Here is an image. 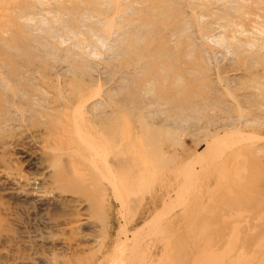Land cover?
I'll list each match as a JSON object with an SVG mask.
<instances>
[{
    "label": "bare ground",
    "instance_id": "1",
    "mask_svg": "<svg viewBox=\"0 0 264 264\" xmlns=\"http://www.w3.org/2000/svg\"><path fill=\"white\" fill-rule=\"evenodd\" d=\"M32 1L34 0H0V36H2V38L4 37L3 41L6 39V36L3 35L4 33L8 32L11 36V32L13 33L12 28L17 29L18 26L19 28L21 27V25L15 27L17 25L15 20L18 21V18L21 20V17H17L18 14L16 15V12H14L15 9L28 8L31 6ZM51 1H53V3L56 2L55 6L62 11L64 10L72 14V17H74L73 20L75 19V24H77L76 17H78L83 10L89 11V9H92L95 11L94 13H97L96 8H99L95 3L97 2L96 0ZM117 1L118 0H115L117 4L114 5V8L116 11L119 10L120 13L123 9H119L120 6L118 7ZM134 1L138 3V0ZM189 1L139 0V4L141 3L142 8L138 9V7L137 9L139 11H147L143 13H147V17L142 19L141 22L139 21L142 23L140 26L147 25V28L150 26L154 29V33H158L159 38L157 37L158 43H156L158 46L155 44V46L151 45V47L160 49V51L155 50V54L150 51L151 49L153 50V48L149 47L150 44L147 43L149 49L142 45L145 48H142V50H145L142 52H145L148 58L150 56L146 51L152 52L150 55L154 54V56H157V61H160V64L162 61V63L165 64L168 57L170 56V58H172L175 54L177 58L178 55L181 54L186 58L187 55H184V50L180 51L184 46H189V38H186L189 32L187 36L185 35L184 37L186 21H188L189 18L193 20H199L200 18L202 20L203 16H207L208 19L219 17L221 21L220 27L223 28L225 34L228 35L226 39L230 41L233 40L235 44L238 43L243 48L245 46H251L248 53V55H250L241 60H244L243 62L245 64L241 63L240 60V62L237 61L238 64L241 63L244 67L240 69L239 67L234 68L232 72L230 71L229 73V75L232 76L231 78L238 77L242 74L249 75V81H246L247 83L242 85L243 87L240 85L242 88L241 92L238 94L236 91H234L236 92L234 94L226 90L223 91L224 94L223 92L221 93L224 96L221 95L219 98L225 102L228 101V103H232L229 105L233 106V110H237V117L241 116V112L243 113L242 109L245 108L242 102L249 104L246 105V110H248L247 106L252 107L249 109L251 111L255 109L254 107H260L259 109L262 110V107H264V50H258L257 47L260 46L264 49V0H225L227 5L228 2L231 3L234 1L236 7L229 8V10L234 9V13L225 9V7H227L226 2L225 5L220 3L222 6H225L223 8L221 5L219 7H217V5H215L216 7H209L208 5L211 6V4L207 3L210 0H193L197 3L193 1H190V3ZM182 3L185 5V8H188L189 12H187V14L189 15L186 14L187 17L189 16V18L186 17L188 20L183 18L184 11H182L181 14L180 9L183 10V8H181L183 7ZM239 3V6L236 5ZM121 4L124 5V3ZM124 11L125 10H123L121 14ZM84 12L83 14L85 15ZM99 15H101V13ZM99 15L97 17H99ZM139 18L140 17L137 16L138 20ZM106 19H104L106 20V24L108 21L110 25L112 17L109 18L110 21L108 18ZM206 19H203V21ZM201 20H199L200 22L198 25L203 22ZM13 22L15 23L14 27ZM139 22L137 21V23ZM18 24H20V21ZM188 25L190 26L189 23ZM109 28L110 27L106 28V31ZM10 29L12 30L11 32H9ZM111 29L108 31H111ZM20 30H18V33L14 31L15 34H13V37H15L16 33L19 37ZM237 30L240 34H243V37L244 35H248L245 37L249 38L245 40L239 39L240 37L238 38L239 40L235 39L236 37L234 34H236ZM201 31L204 33V30H200V32ZM152 33H150L151 37L153 36ZM257 34L260 35L258 36ZM154 36L156 37L155 34ZM208 36L210 37V34L206 35L205 38ZM151 37H149V40H151ZM218 37L220 38V36ZM221 37H224L223 34H221ZM2 38L0 39L2 40ZM154 39L153 42L151 40L153 44L157 42V39ZM17 40L15 39L14 41L21 43V46L17 45V47H14L15 49L22 47V45H27V43L24 42L25 44H22L20 40ZM3 41L1 43H3V45L7 44L8 48L9 45L11 47L13 44H11V42H14L6 39L8 43L11 41L8 44ZM233 41H231V43H233ZM30 44L31 43H29L27 47H29ZM1 47L0 155L6 149L17 147L20 145L19 142H22V147H20L21 149L19 152L20 156L30 165L36 166L39 171L38 181H35L31 189L37 194L41 203H48L54 207L53 211H50L46 217L49 221L48 223L53 224L62 231H71L69 233V238L65 240L66 242L64 243L68 246L76 245L78 248H83L80 244L82 240H97V248L89 250L88 255L81 259L90 261L95 260L94 264H178L182 254L178 261L176 256L178 257L180 255L178 252L182 249L183 245H180L181 243L178 244V238H176L173 233V236H162L156 213L158 205L166 200L165 197L171 198L172 193L168 191L169 193L162 194L159 189L162 177V161L158 138H130V130H128L129 127L126 125L127 119H125L127 114L125 113V109H123L125 106L120 105L121 109H118L119 106L117 110L112 109L113 105L111 106L110 102L111 93L108 88L109 80L104 81L103 84H99V86H95L93 85L94 82H91L92 79H94L92 78V73H88L89 71L87 70V72H84L82 69L79 70L80 67L77 68V66H75L77 64L69 66L73 67V69L68 68V71L59 73L54 70L57 63H53L54 61L52 60V62H50V59L43 57L44 55L42 57L45 58L46 61L45 59L32 60L29 56L25 58L22 56L23 59L20 58L21 54L19 55V53L22 52L17 51L16 53L13 50L14 48L11 47L12 50L9 48V51H12L11 55L15 52L12 57L7 55L8 51L5 52L6 46V48L3 47L5 50ZM29 48H31L30 50H32V48L34 50L35 47H32L31 44ZM29 48L26 49L28 50ZM138 48L139 47L136 49ZM243 48H238V50ZM20 49L21 48L18 50ZM26 49L23 50L26 51ZM245 49L246 51L249 50L248 48ZM140 51L141 50H139V52ZM5 53L7 56L4 55ZM17 54L19 58L14 57ZM29 54L31 55V52ZM154 56L150 57L154 59L153 65H155L156 62V57ZM42 57L39 56V58ZM150 58L148 60H150ZM172 59L175 61L177 60L174 57ZM195 59L197 58H194V60ZM47 60H49V62ZM145 60L147 61L146 58ZM177 62L179 61L177 60ZM180 63L181 61L179 64ZM156 64L158 65V63ZM148 65L151 66L150 64ZM74 66L76 68H74ZM153 67L156 68L157 66L155 65ZM171 68H168L169 72H166V70L162 68V70H160L162 74L159 75V77L157 75L160 74V72L156 75L163 80H161L160 83L169 82L170 84L168 86L170 93L164 94V97L166 96V99H168L167 102L171 100L172 103H176V105L178 103V105H184L185 107V105L191 106L192 104V106H194L209 100V98L205 96L202 98L203 100H197L198 95H202V93L197 87L198 85H196L199 83L200 79L198 83H195L196 80L192 78L193 74H195L194 72H196L192 70L193 68H177L172 66ZM159 69H161L160 66L158 67V70ZM107 73H109V71ZM154 73L156 74V71ZM151 78L153 79H151L152 81L149 80V84L156 81L153 76H151ZM220 80H222V78H220ZM164 85L166 86V84ZM157 87L159 88V85ZM160 90H162V88ZM171 93L172 95H170ZM158 94H160V92ZM194 94L197 96L196 98H192ZM181 106H179V108ZM182 109L184 110V108ZM253 111L255 112V110ZM253 111L251 114L248 113L249 111H245L249 116H245L243 121L245 124H249L248 126L251 125L250 122L257 121V112L254 113ZM262 111H260V114L264 113ZM260 114L258 118L263 119L264 114L262 115L263 117H260ZM224 116L226 115L224 114ZM259 119L258 123H261ZM231 121L233 120L231 119ZM223 122H226L225 119ZM118 123L120 125L119 132L115 130L116 124ZM262 123H264V121ZM113 125L116 126L113 127ZM227 125L230 126L228 122ZM227 125L222 124V129L223 127L226 128ZM231 125H233V123H231ZM262 130L263 129H261V131ZM215 133L218 134L217 131ZM233 133L237 134V131L235 130ZM239 133L238 131V134ZM257 133H255V135ZM229 134H232V132L224 133L223 136L213 135L210 132L207 136V138H216L212 145H218H216L217 148L213 153L214 160L208 163L205 166L206 168L204 167V170H207L214 176H233L235 182L232 183V187L230 186L231 189H225V194L223 193L221 198L218 196L216 199L218 203L213 204L212 200L209 199L210 201H208V203L199 206V208L189 210L185 206L182 209V215L197 224V228L195 229H198L199 233L198 230L195 231L194 228H192L195 233L197 232L198 234L197 237L195 236L196 238H193L192 234L194 233L191 231L192 233L190 235L192 236V240L187 244L189 247H193V251L187 254V256H183V258H181L183 261L179 262V264H264V154L258 153L260 152L259 149L264 146V137L258 135L256 138L251 137L252 139L219 143L220 138H229ZM31 142L40 147L41 151L39 153L34 154L24 147L25 143L28 144ZM207 145V149H210L211 144L208 143ZM0 157H2V155ZM0 162L5 163L4 158H0ZM13 170L10 164H3V169L0 170V175L4 178L3 182H6V179L9 177L14 176ZM173 172L174 171H172V173ZM235 176H238V180H236ZM149 185H155V187L147 192V198L146 193L143 192L144 194L142 196L140 191ZM212 190L211 187H208L207 191L212 194ZM114 197L120 200V213H122V211L125 212V209H127L128 200H136L140 202L142 206V210L138 216H133L130 220L125 219V224L117 232L116 237L112 235L113 220L110 217ZM224 203H226L228 209L221 208L224 207ZM207 208H209V211H211L210 208H214L219 218L213 216L214 220H211L213 219L211 216L213 212H207ZM146 209L147 212L145 211ZM206 213L210 216L209 218L207 216H205L206 218L204 217L203 214L206 215ZM140 219H143L144 223L141 227H137V222ZM252 219L258 221L251 223ZM212 221L214 222L213 226H211L212 224L209 225ZM205 224H208L210 227H206ZM77 225L88 227L89 233H84L77 237L74 235L78 232V229L75 228ZM168 230L170 229L168 228ZM188 232L190 233L189 230ZM161 244H163L162 246H164L166 250V260L163 259L165 262L156 255ZM111 245H113V248H110Z\"/></svg>",
    "mask_w": 264,
    "mask_h": 264
},
{
    "label": "rangeland",
    "instance_id": "2",
    "mask_svg": "<svg viewBox=\"0 0 264 264\" xmlns=\"http://www.w3.org/2000/svg\"><path fill=\"white\" fill-rule=\"evenodd\" d=\"M96 1L98 2H95L96 5L99 6V8H96L97 13H94L95 11L92 9H89V11L87 10L88 12L86 10H83L80 15L76 17L77 24H75V19L73 20L74 17H72V14H70L69 12H65L64 10L62 11L60 8L55 6L56 2L53 3V1L51 0H34L32 1L31 6H29L28 8L19 10L15 9L14 11L16 12V15L18 14L17 17H21V20H19V18L18 21L15 20V23L17 25L15 26V23L13 22V27L21 25L22 29L18 26L17 29L14 28L15 30L12 28L13 33L10 29L9 32H11V36L9 35L10 33L8 34V32H6L7 34L4 33L3 35L6 36L7 40L14 41L15 39L17 40L18 38H20L17 41L20 40L22 44L27 43V45H22V47H25H18L16 48V50L14 47H17V45L21 46V43L9 41V43L11 42V44L16 43V46H12L13 44L11 45L16 53L17 51L22 52L19 53V55L21 54L20 58H23L22 56H24V58L29 56V58L32 60H43L45 59L43 57H46L50 59V62L54 61L53 63H57V68L55 67L54 70L59 73H62V71H68V68L73 69V67L69 66H72V64H77L75 66H77V68L80 67L79 70L82 69L84 70V72L89 71L88 73H92V78L94 79H92L91 82H94L93 85L95 86H99V84H103L104 81L109 80L108 88L110 89L109 91L111 93L110 102L111 106L113 105L115 107L114 108L112 106V109L117 110L118 106V109H121L120 105L125 106V108H122L125 109L126 112L124 110L123 111L127 114L125 119H127L126 125L129 127L128 130H130V138H158L162 161V177L159 184V189L162 194H166L169 192L172 193L171 198L165 197L166 200L158 205L156 213L160 223V232L162 236L174 235L176 236V238H178V244L181 243L180 245H183L182 249L178 252L180 255L178 257L176 256L178 261L181 254V258H183V256H187V254L193 251V247H189V245L187 244L192 240V236L193 238H196L198 236L197 232L195 233V231L198 230L195 229L197 228V224L186 218V216L182 215V209L185 206L189 210L196 209L199 208V206L205 205L210 200H212L213 204L218 203V201L216 200L218 196L221 198L225 189H231L233 185L232 183L235 182L233 176H214L212 175V173L204 170L206 168L205 166L208 163H211L212 160H214L213 153L217 148L216 145H218H212L214 144L213 141H215L216 138H207V136L210 134V132L211 134H215L218 136H223L224 133L232 132V134L228 135L229 138H218L219 143H229L242 139L247 140L251 137L256 138L258 135L264 137V123H262L264 121V117L262 116L264 113L260 114V111H262L264 107H262V110L259 109L260 107H254L255 109L253 110H255V112L253 110L252 111L254 113L257 112V116L254 115L256 116L257 121L250 122L251 125L248 126L249 124H245V122L243 121L245 119V116H249V114L252 113V111L249 110L251 106H247L248 110H246V105H249L248 103L242 102L245 108L242 107L244 109H242L243 113L241 112V116L239 115L240 117H237V110L234 109V111L233 106L229 105L232 103H228V101L225 102L219 98V96L221 97V95L224 96L223 91L226 90H229L234 94L237 92L238 94L239 92H241V88L243 87L242 85H245L247 83L246 81H249V75L242 74L238 77L231 78L232 76H230L229 73L230 71L232 72L234 68L239 67L240 69L244 67V60H241L243 58L245 59V57L247 58L250 55H248V53L251 49V46H245L243 48L238 43L235 44L233 40H231L233 41V43H231L229 39H226L228 35L225 34V30L220 27L221 21L219 17L208 19L207 16H203V19L207 18L205 21L199 18V20L205 22H201L200 29V25H198L200 21L198 19L193 20L189 18V16L187 17V15H189L187 14V12H189L188 8H185V5H183L182 3L183 7L181 8H183V10L180 9L181 14L182 11H184L183 18H189V20L187 18L185 19L188 21H186L187 23L184 31V37L185 35L187 36V33L189 32V35L186 37L189 38V46H184L180 51L184 50V55H187L188 57H183V55L179 51L181 55H178L177 58L175 57V54L173 55V57L179 62L181 61L180 64L179 62H177V60L175 61L174 59H172L173 57L170 58V56L168 57V59L170 58L172 60L169 59V61L167 59V62H165L164 60L165 64L162 63L163 61L160 64V61H157V56H154V54L150 55L152 52L155 53V50L160 51V49H157V47H155V49L154 47H151V45L155 46V44L158 43L157 37L159 38V35L156 32L154 33V29L150 26H148L149 28H147V25L140 26V24H142L140 23L142 19H145V17H147V13H143L147 11L138 10L142 8L141 3L139 4V0L138 3H136V1L134 0H118V7L120 6L119 9L125 10L122 14L121 12L123 10L120 11V13L119 10H115L114 5L117 4L115 3V0ZM225 2V0H210L207 4H211V6L208 5L209 7H214L215 5L219 7L221 4L225 5ZM121 3H124V5ZM224 5L221 6L224 8ZM236 5L239 6L240 3ZM234 6V1H232L231 3L228 2V5L227 7H225V9L231 13H234V9L229 10V8H233ZM84 11H86L87 13ZM83 12L85 13V15L83 14ZM98 13H101V15H99ZM140 14L143 16H141ZM98 15L99 17H97ZM137 16L140 17L139 20L137 19ZM111 17L112 19L110 21L109 18ZM77 18L79 21L77 20ZM106 18H108V20L110 21V25L108 24V21V25L106 24ZM19 21L20 24H18ZM137 21L140 22L137 23ZM188 23L190 24V26L188 25ZM108 27L110 28L107 29V31L111 28L112 29L111 31L107 32L106 28ZM199 29L204 30V33L201 31L202 35ZM18 30H20L19 37L17 34ZM14 31L17 32V36L15 35V37L18 38L13 37V34H15ZM150 33H152L153 36L154 34L156 35V37L154 36L155 39L153 38V36H150ZM204 34H210V37L208 36L207 38H205L206 35ZM221 34H223L224 37H221ZM147 35L151 37L152 42L153 39H157V42L154 41L155 43L153 44L151 40H149L150 38ZM234 35L236 37L235 39H238L239 37V39L242 40L249 38L245 37L248 35H244L243 37V34H240L238 30ZM218 36H220V38ZM0 38H2V36H0ZM6 39L5 41H3L4 37L2 38V40L0 39V47L2 46L1 48L4 50L7 47V44L3 45V43L1 42L3 41L5 43H8ZM17 43H19L20 45ZM29 43L32 44V47H35L34 50L32 48L33 51L30 50L31 48H29L31 47V44L29 47H27ZM130 43L132 46L130 45ZM147 43H149L150 46ZM127 45H129L130 47ZM142 45L146 48H148L147 46L153 48V50H150L152 51L151 53L150 51L146 52L150 57H156L155 65L157 66V70L153 67L155 66L153 65L154 59L149 57L150 60H148V55L145 52H142L145 51V48ZM11 47L9 45V48ZM137 47L139 48L136 49ZM259 47L260 46L257 47L258 50H264ZM9 48L7 47L5 52L8 51L7 55L12 56L15 52L11 55L12 51L10 52ZM19 48H21V51L18 50ZM26 48L29 49L27 50ZM142 48L144 49L142 50ZM238 48L243 49L238 50ZM245 48L250 49H247L248 51H246ZM23 49H26V51H24ZM139 50L141 51L139 52ZM29 51L31 52V55L29 54ZM4 55H6V53ZM32 55L34 56V58ZM39 56L43 57L39 58ZM143 56H146L145 58L147 59V61ZM14 57H18V54ZM36 57H38L39 59ZM194 58L197 59L194 60ZM239 60L243 64H238V62H240ZM47 61L49 62V60ZM143 62H145L146 64ZM168 62L172 67L193 68L192 70H195L196 72H194L195 74H193L192 78L196 80L195 83H198L200 79L199 83L196 85H198L197 87L199 88V90H201L200 92L202 93V95H198L197 100H203L202 98L205 96L209 98L210 101L208 100L204 103L202 102V104L198 103V105L193 104L194 106H192V104L191 106L185 105V107L184 105H178V103L176 105V103H172L171 100L167 102L168 99H166V96L164 97V94L170 93L168 87L170 84L169 82L160 83L162 79L158 77L162 74V71H160L162 70V68H164L163 70H166V72H169L168 68H171V66L168 64ZM156 63H158V65ZM148 64H150L151 66H149ZM75 66L74 68H76ZM159 66L161 69L158 70ZM150 67L152 68V71ZM141 69L143 70V72ZM108 71L109 73H107ZM155 71L156 74L154 73ZM159 72L160 74H158ZM151 76H153L156 81H154V83L151 82L152 84H149V80L153 79L151 78ZM220 78H222V80H220ZM205 80L206 82H209L206 83ZM147 82L149 85L147 84ZM164 84H166V86ZM158 85L159 88L157 87ZM152 86H155L156 88ZM160 87L163 91L160 90ZM238 88L240 91L238 90ZM157 92H160V94H158ZM222 92L223 94H221ZM170 95H172V93ZM194 95H192V98L197 97L196 95ZM179 106L184 108V110L181 107L179 108ZM245 111H249V114H247V112L245 113ZM262 112H264V110ZM258 113L260 114V117H263V119L258 118ZM224 114L226 116H224ZM229 114L232 116H230ZM224 119L226 122H223ZM231 119L233 121H231ZM258 119L259 122L261 121V123H258ZM218 122L220 126L218 125ZM227 122L230 126L227 125ZM231 123H233V125H231ZM222 124L227 125V129L224 127L222 129ZM116 125H113V127L116 126V129H113L119 132L120 125L119 123ZM257 125L258 127L256 128ZM261 129L263 130L261 131ZM235 130L237 131V134L233 133V131ZM216 131L218 134L215 133ZM238 131L240 132L239 134ZM255 133L257 134L255 135ZM19 143L20 145H18L17 147H10L6 149L1 154L2 157H0L4 158L5 160V163L0 162V170L3 169V164H10V166L14 169V176L6 179V182H3L4 178L0 175V264H94L95 260L90 261L81 259L88 255L89 250L97 248V240H82L80 244L83 246V248H78L76 245L68 246L64 242H66L65 240L69 238V233L71 231H62L53 224L48 223L49 221L46 217L48 213H50V211H53L54 207H52L48 203H41L39 197H37V194L32 191V185H34L35 181H38L39 171L37 170L36 166L30 165L20 156L19 152L21 149L20 147H22V142ZM208 143L211 144L210 149H207ZM24 147L29 149L30 152L34 154H37L41 151L40 147L33 142L28 144L25 143ZM263 148L264 146L259 149L260 152L258 153L264 154ZM172 171H174V174L172 173ZM235 178L236 180H238V176H235ZM154 187L155 185L146 186L142 189V191H140V193L143 196V192H145L147 196V192L151 191ZM208 187H211L213 189L212 194L208 193ZM223 205L224 207L221 208L228 209L226 203H224ZM207 209L206 210L208 212L209 208ZM141 210L142 206L140 205V202L136 200H128L127 209H125V212L122 211V213H120V200H117V198L114 197L113 207L110 214V217L113 220V237H116L117 232L121 227H123V225L125 224V219L130 220L133 216H138ZM210 210L211 211L209 212H213V214H215L213 215L211 213L212 218L213 216L219 218L218 215H216V210H214V208H210ZM145 211L147 212V209ZM203 215L204 217H210L207 213L206 215ZM211 220H214V218ZM251 221V223H254L258 220L252 219ZM143 223V219L138 220L137 227H141ZM208 224H205V226L210 227L209 225L211 224V226H213L214 222L212 221V223H210L209 225ZM75 228L78 229V232L74 234L77 237L84 233H89L88 227L77 225ZM168 228L170 230H168ZM192 228H194L195 231ZM188 230L190 231V233L188 232ZM191 231L194 233L192 234V236L190 235L192 233ZM162 245L163 244L160 245L156 255L158 258H161V260L164 261L163 259L166 260V250ZM110 248H113V245H111ZM181 258L179 259V262L183 261V259Z\"/></svg>",
    "mask_w": 264,
    "mask_h": 264
}]
</instances>
